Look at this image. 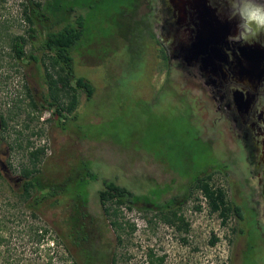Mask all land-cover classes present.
I'll return each instance as SVG.
<instances>
[{
  "label": "rangeland",
  "instance_id": "rangeland-1",
  "mask_svg": "<svg viewBox=\"0 0 264 264\" xmlns=\"http://www.w3.org/2000/svg\"><path fill=\"white\" fill-rule=\"evenodd\" d=\"M51 1L55 4L50 11L55 7L74 11L66 21L85 18V36L73 51L74 70L94 86L95 94L87 101L85 93L79 92L77 118L59 126L53 110L40 107L42 96L49 93L46 70L55 78L58 70L51 68L48 56L36 52L42 42L41 25L25 19L27 0H0V113L8 121L0 134V173L8 179L0 178V220L6 227L0 235L9 241L0 244V251L16 248L21 264H73L65 246L54 241L52 222L62 221V208L48 210L34 224L15 195L21 186V165L30 166L29 151L45 147L46 178L51 173L71 176L87 162L99 178L114 180L163 205L174 196L184 198L191 182L209 171L211 184L226 190L229 199L247 212L244 222L231 216L225 225L220 213L211 212L200 190L194 189L182 211L190 225L185 232L154 218L156 211L124 207L123 231L104 226L117 264H153L151 257L156 264L159 259L161 264H232L235 247H241L242 255L236 264H264L262 170L254 166L255 155L243 127L234 121L233 111L225 110V103L215 98L219 89L207 83L197 60L191 65L178 58L166 64L160 58L159 45L148 34L165 40L169 21L165 0H150V4L147 0ZM34 2L44 5L47 0ZM33 30L37 38L31 40ZM142 31L146 39L138 40ZM16 37L26 40L24 61L14 56L11 40ZM163 43L168 45L166 40ZM33 52L44 58L45 66L30 61ZM32 99L38 109L31 107ZM10 163L16 173L10 171ZM90 211L107 223L96 193ZM129 225L135 226L133 233ZM30 227L52 232L33 240ZM240 228L245 232L238 234ZM213 237L218 238L214 246Z\"/></svg>",
  "mask_w": 264,
  "mask_h": 264
},
{
  "label": "trees",
  "instance_id": "trees-1",
  "mask_svg": "<svg viewBox=\"0 0 264 264\" xmlns=\"http://www.w3.org/2000/svg\"><path fill=\"white\" fill-rule=\"evenodd\" d=\"M30 1L31 8L23 5V15L30 24L39 23L41 25L42 42L36 52H41L44 57L48 56L51 68H58L56 78L46 70L44 79L49 87V93L42 96L43 104L40 107L53 110L58 125L63 127L68 124L71 118H77L79 92L85 93L87 101L91 100L95 94L94 86L87 79L77 77L74 70L73 51L85 36V18L79 16L74 20L66 21L67 14L73 11L67 10V8L62 11L57 7L50 11L49 6L55 4L51 0H47L44 5L35 3L34 0ZM30 11L31 15H29ZM35 33L36 31L33 30L30 34L31 40L37 38ZM145 33V31L140 32V37L138 36L137 39L145 40ZM148 35L155 41L153 33L149 32ZM25 43L26 40L23 37L11 40L14 56L19 61L26 59ZM29 58L30 61L41 62V66H45L44 58L38 57L35 52ZM162 58L167 64L168 58L163 49ZM65 100L68 101L66 105ZM31 107L38 109V104L33 99ZM7 122L5 116L0 113L1 133L6 131ZM19 147L22 148L21 145ZM29 147L28 149H30ZM9 149L15 150L11 146ZM45 151V147L29 151L30 166L21 165L19 169L21 186L17 188V191H14L18 196L17 203H24V206L30 211L34 224L46 216L48 210L62 208L64 213L62 221L52 222L53 232L57 234L54 241L57 245L61 243L65 246L63 247L65 251L73 257V264H117L115 247L111 242H108L104 226H109L114 232L123 231L120 219L124 207L129 211L135 209L144 212L156 211L154 218H159L169 226L177 227L179 231L189 232L190 225L186 222L182 211L193 196V190L198 189L210 206L211 212H219L225 225L231 216H235L239 222H244L246 218V210L242 205L233 203L226 190L211 184L213 173L209 171L201 173L191 182L189 191L184 198L179 199L178 196H174L165 204L159 205L154 203L153 199L136 194L114 180L99 178V175L90 168L87 162H82L71 176L61 178L62 174L55 177L51 173L50 177L46 178L42 171V156ZM9 166L10 171L17 172L13 168V164L10 163ZM0 178L4 181L8 180L1 173ZM94 193L97 194L103 209L106 224H102L90 211ZM195 209L200 210L201 207L197 206ZM3 223L4 220H0V231L6 228L5 225H2ZM129 228L132 233L135 231L134 225H129ZM29 232L33 240H38L50 234L52 229L30 227ZM242 232L245 230L240 228L238 234ZM117 239L119 243H123L121 235H117ZM217 242L218 238L213 237L211 245L214 246ZM5 243H9L8 239L0 235V244ZM16 251H18L16 248L11 247H5V251H0V256H2L0 264H21V259L15 257L14 252L16 253ZM150 260L156 264L153 257ZM162 261L159 259L157 264H161Z\"/></svg>",
  "mask_w": 264,
  "mask_h": 264
},
{
  "label": "flooded vegetation",
  "instance_id": "flooded-vegetation-1",
  "mask_svg": "<svg viewBox=\"0 0 264 264\" xmlns=\"http://www.w3.org/2000/svg\"><path fill=\"white\" fill-rule=\"evenodd\" d=\"M147 2L150 4V0ZM30 5L31 1L27 0V6L31 8ZM164 6L169 13L165 35L168 45L158 37L155 41L161 50L160 58L163 59V49L168 62L181 58L191 64L185 43L196 42L207 24L214 29L223 28L222 36L214 45L219 52L216 65L207 66L203 62L208 58L205 55L196 59L200 64L198 70L208 77V84L218 87L219 98H215L220 104L225 103V110L233 111L234 121L243 127L244 138L249 139L255 155L254 166L257 171L262 170L260 185L264 189V28L254 24L247 27L242 15L247 6L264 9V0H165ZM1 128L0 124V131ZM243 146L247 151L246 145ZM246 205L248 207V202ZM252 216L261 232L257 213ZM235 249L232 264L242 259L241 247Z\"/></svg>",
  "mask_w": 264,
  "mask_h": 264
},
{
  "label": "water",
  "instance_id": "water-1",
  "mask_svg": "<svg viewBox=\"0 0 264 264\" xmlns=\"http://www.w3.org/2000/svg\"><path fill=\"white\" fill-rule=\"evenodd\" d=\"M223 28H212L210 25H206L200 33V36L196 39V42H193L191 45L185 43L186 52L191 61H194L198 58H203L205 55L208 56L205 61L207 66L213 67L216 65L218 60V51L217 44L218 38L222 36ZM202 60V59H201Z\"/></svg>",
  "mask_w": 264,
  "mask_h": 264
},
{
  "label": "clouds",
  "instance_id": "clouds-1",
  "mask_svg": "<svg viewBox=\"0 0 264 264\" xmlns=\"http://www.w3.org/2000/svg\"><path fill=\"white\" fill-rule=\"evenodd\" d=\"M242 15L246 21V26L256 25L258 28H264V9L253 6H247Z\"/></svg>",
  "mask_w": 264,
  "mask_h": 264
}]
</instances>
